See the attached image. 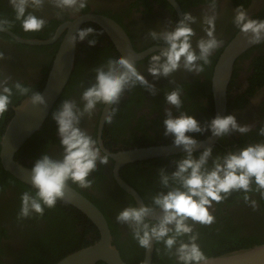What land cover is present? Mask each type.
<instances>
[{
    "label": "flooded vegetation",
    "instance_id": "flooded-vegetation-1",
    "mask_svg": "<svg viewBox=\"0 0 264 264\" xmlns=\"http://www.w3.org/2000/svg\"><path fill=\"white\" fill-rule=\"evenodd\" d=\"M80 2L74 7H58L57 0H43L40 7L29 3L25 15L31 13L45 20L46 24L41 31L25 32L21 20L16 19L10 0H0V20L8 21L3 30H0V52L4 54V59L0 60V92L5 82L12 91L8 111L4 118L0 119V138L14 117L15 108L34 93H41L46 87L68 31V28H64L57 34L62 24L81 15L99 14L113 20L124 30L135 52L152 49L133 63L148 84L154 85L155 94L152 89L137 82L135 86L125 88L118 104L108 105L100 102L97 103L91 118L85 113L78 126L97 140L101 154L109 157V163L103 165L97 160V168L88 177L93 181L90 189H80L71 180L67 182L102 211L121 258L127 264H143L147 249L139 246L134 238V229L128 223H120L116 219L126 208H139L135 198L120 185L116 173L138 192L145 207L155 210L159 206L154 203V197L167 195L169 191L177 188L186 190L172 174L178 170L179 162L185 159L188 153H169L125 162L119 166L116 156L136 148L174 144L175 137L164 134L166 109H171L174 118L185 113L198 120L205 130L188 133L196 141L212 136L208 125L217 116L212 79L221 55L241 32L234 23L235 9L243 5L250 18L264 20V0H86L87 6L83 9L80 8ZM186 12L196 17V22L190 23V26L195 32L191 44L197 56L200 54L199 40L209 38L205 31L208 27L204 23L205 16L216 17L214 35L224 43L209 57L210 64H205L202 60L196 61L198 65L203 66L204 71H188L184 68L182 58L177 71L170 76L161 75L157 78L149 72L151 57L169 46L163 39H153L150 33L174 31ZM86 28H92L94 31L83 41L78 39L77 31L74 68L64 89L41 127L15 153V160L25 166L33 168L35 162L44 155H49L53 160L63 159L64 148L60 143L58 125L53 119V113L62 107L65 100L74 101L77 108L83 111L86 101L82 99V94L97 82L96 69L103 68L108 71L109 60L126 57L103 26L86 21L78 30ZM17 38L31 41H48L52 38L54 40L43 44H30ZM90 40H95L96 44L90 45ZM17 82L29 91L22 95L15 87ZM177 88L181 89L182 106L179 109L166 101V93ZM113 109L117 111L109 124L108 117ZM227 115H234L240 125H250L252 130L248 133L231 131L223 137H217L211 145L193 150V159L199 160L206 149H212V154L202 170L211 171L218 157L223 163V158L228 154H238L249 145L264 143V136L259 134L260 129L264 127V42L249 45L235 58L226 88L224 116ZM162 170L169 177L167 186L162 182ZM251 187L253 191L248 195L251 200L257 201L258 208L254 210L249 203H245L244 190H233L223 202L217 204L213 201L209 211L215 216V222L211 226L202 225L189 218L186 223L192 226V232L177 236V242L171 249L167 248L164 241L158 242L154 238L150 264H183L178 258L177 249L181 243H191L192 236L198 237L196 243L209 254L216 247L215 244L217 249L222 245L235 248L264 242V199H261L260 192L255 190L257 185L254 178ZM25 191L35 196L38 190L5 170L0 158V264H19L21 260H26L30 254L31 243L42 237H46L56 247L73 245L78 235L85 232L86 222L80 218L79 213L84 214L95 225L81 210L70 203L78 212L68 210L60 200L53 209L45 207L43 216L32 212L28 218H18L20 196ZM161 217L147 216L145 222L152 226L158 223ZM96 228L98 239L100 232L97 226ZM170 229L173 231L168 235L174 236L175 225L172 224ZM167 238L165 237V240ZM85 239L91 243L83 247L97 240H94L92 233L85 234Z\"/></svg>",
    "mask_w": 264,
    "mask_h": 264
},
{
    "label": "clouds",
    "instance_id": "clouds-1",
    "mask_svg": "<svg viewBox=\"0 0 264 264\" xmlns=\"http://www.w3.org/2000/svg\"><path fill=\"white\" fill-rule=\"evenodd\" d=\"M78 2L80 0H57V6L74 7ZM10 3L15 10L16 19L21 20L25 32H38L44 28L45 20L31 13L25 15L29 3L40 7L43 0H10ZM86 6V0H82L80 8L83 9ZM235 12L234 23L247 37L248 42L250 44L264 42V20L250 18L243 5L238 6ZM215 21V16L204 17V23L208 25L205 31L209 38L199 40V56L192 50L191 39L195 32L190 23L194 24L196 17L190 12L184 14V19L177 24L174 31L160 34L151 32L153 39H163L169 47L151 57L152 65L149 72L157 78L161 75L170 76L180 68L182 58L184 68L188 71L197 73L204 71L203 66L198 65L196 61L202 60L205 64H210L209 57L224 43L223 40L216 39L214 35ZM7 24V20H0V30H3ZM93 31L92 28L79 29L78 39L83 41ZM76 41L77 36H73L69 43L74 45ZM89 44L94 46L96 41L90 40ZM2 59H4V54L0 52V60ZM96 72L97 82L82 94V99L86 101L83 111L77 108L74 101L65 100L62 107L53 113V119L58 125L60 143L64 148V156L62 160H53L49 155H44L35 162L31 170L30 181L38 191L35 196L27 191L21 194L18 218H28L32 212L43 216L45 207L55 208L58 200H64L69 180L77 184L80 189H90L93 181L88 177L97 168V160L103 165L109 163V157L101 154L97 140L78 126L85 113L91 118L97 103L100 102L118 104L125 88L135 86L137 82L149 87L155 94L154 85H149L145 77L137 71L133 61L124 56L118 60H109L108 71L98 68ZM15 87L22 95L29 91L19 82ZM11 95V88L6 86L5 82L0 92V119H3L8 111ZM166 101L177 109L181 108V89L177 88L166 93ZM31 103L34 106L47 107L45 97L39 92L31 96ZM116 111L117 109H113L108 117L109 124L112 123ZM166 113L167 118L163 122L164 134L174 136V144L182 145L188 153L187 157L179 162L178 170L172 174L173 178L178 180L186 190L182 191L177 188L169 191L167 195L161 194L154 197V203L164 211V215L155 225L150 226L145 222L147 215L153 211L149 207H129L116 216L117 221L128 223L134 229V238L139 246L145 249L151 247L152 238L158 242L164 241L167 248L171 249L177 242V236L192 232V226L186 223L189 218L202 225L211 226L215 222V216L209 211L213 201L217 204L223 202L233 190H244L245 203H249L255 210L259 205L248 195L253 191L251 187L253 178L257 185L255 190L260 192L261 199H264V143L249 145L238 154H228L223 158V163L218 157L211 171L202 170L212 154V149H206L199 160L193 159L192 152L197 141L188 133L203 132L205 129L194 116L181 113L180 116L174 118L171 109H166ZM208 127L217 137H223L231 131L248 133L252 130L250 125H240L234 115H217ZM259 134L264 136V127L260 129ZM161 178L163 184L167 186L169 177L164 174L163 170ZM65 203H67L66 200ZM170 224L175 225L174 236L168 235L170 231H173L168 227ZM165 237L168 238L165 240ZM197 238V236H192L191 243H181L177 249L178 258L183 264H193V262L208 264L211 259L196 243ZM256 247L262 248L264 243L257 244Z\"/></svg>",
    "mask_w": 264,
    "mask_h": 264
},
{
    "label": "water",
    "instance_id": "water-1",
    "mask_svg": "<svg viewBox=\"0 0 264 264\" xmlns=\"http://www.w3.org/2000/svg\"><path fill=\"white\" fill-rule=\"evenodd\" d=\"M86 21H93L103 26L121 52L126 58L131 59L133 62L136 59L144 57L152 50L150 49L140 53L135 52L124 30L113 20L99 14L81 15L73 21L66 22L59 27L57 34L63 31L64 28H68V31L60 46L47 85L41 92L46 99L47 107L45 108L43 105H32L31 97L23 100L20 105L15 108V115L8 123L6 131L1 138L0 158L4 169L10 172L15 178L32 187H34L30 181L32 168L19 163L15 160L14 156L19 147L41 127L64 89L74 68L75 61L76 43L73 45L69 43V41L71 37L77 35L79 26ZM17 39L30 44H43L54 40V38L48 41ZM249 45L251 44L248 42L244 33L239 32L229 43L215 67L212 87L217 115L224 116L225 113L226 88L232 72L233 62ZM216 140L217 136L212 134V136L208 137L206 140L197 141L193 150L207 147ZM183 151H185V149L182 145L176 146L175 144H171L167 146L136 148L125 151L117 155L116 158L119 166L129 161ZM116 176L120 185L135 198L138 207H145L138 192L121 180L117 173ZM65 191L66 195L64 200L81 210L95 223L99 229L100 237L93 244L66 255L56 264H97L98 262H104L106 264H127L121 258L119 250L113 243V237L107 219L102 211L95 206L91 200L72 186L67 184ZM162 215H164V211L161 207H158L147 216L150 218H158ZM171 226L172 224L168 225L169 228ZM153 243L154 238L151 240V247L147 249L143 264L151 263ZM256 245L257 244H254L252 246L226 251L218 255H212L210 256L211 259L208 261V264H264V247L257 248ZM193 264H195V262H193Z\"/></svg>",
    "mask_w": 264,
    "mask_h": 264
},
{
    "label": "trees",
    "instance_id": "trees-1",
    "mask_svg": "<svg viewBox=\"0 0 264 264\" xmlns=\"http://www.w3.org/2000/svg\"><path fill=\"white\" fill-rule=\"evenodd\" d=\"M62 202L64 207L68 210H73L75 212H78L75 207L70 205L69 203H65V201H59ZM80 218L86 222L84 225L85 232L82 234H79L78 237L75 240V243L71 246L67 247H56L53 242H49L46 237L39 238L37 241L34 240L30 247V254L26 258V260H21L19 264H55L58 260H60L62 257H64L66 254L74 251L77 248L83 247L89 243L90 241L85 239V234L87 233H92V237H94V240L97 239L99 233L96 228V226L84 215L80 214ZM50 243V244H49ZM217 247V244H215ZM214 247L212 251L209 253H206V255H218L226 251H230L236 248H241V247H247V246H238V247H228V245H222L220 248ZM123 255V254H122ZM131 263V262H130ZM97 264H105L103 262H98Z\"/></svg>",
    "mask_w": 264,
    "mask_h": 264
},
{
    "label": "bare ground",
    "instance_id": "bare-ground-1",
    "mask_svg": "<svg viewBox=\"0 0 264 264\" xmlns=\"http://www.w3.org/2000/svg\"><path fill=\"white\" fill-rule=\"evenodd\" d=\"M1 139V138H0ZM1 141V140H0ZM154 145V144H153ZM149 146V145H148ZM1 148V147H0ZM128 149V148H127Z\"/></svg>",
    "mask_w": 264,
    "mask_h": 264
}]
</instances>
